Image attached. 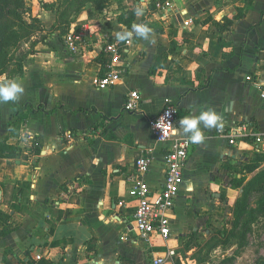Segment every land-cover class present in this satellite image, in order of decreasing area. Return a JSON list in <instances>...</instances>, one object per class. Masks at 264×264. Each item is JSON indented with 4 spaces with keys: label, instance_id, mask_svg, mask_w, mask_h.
<instances>
[{
    "label": "crops",
    "instance_id": "0c3cea01",
    "mask_svg": "<svg viewBox=\"0 0 264 264\" xmlns=\"http://www.w3.org/2000/svg\"><path fill=\"white\" fill-rule=\"evenodd\" d=\"M128 1L143 10L131 29L115 22L127 0L86 9L78 18L90 24L82 57L49 41L23 75L0 79V86L24 88L18 101L0 103V142L40 148L38 155L32 147L31 156L0 159V231H8L0 236V264H153L167 249L175 256L166 264H194L186 258L187 239L208 235L209 215L219 211L222 193H236L230 184L243 173L241 165L264 157V145L255 142L264 134V0ZM141 24L152 30L146 37L133 31ZM129 31L134 39L124 48L125 78L96 89L101 37L114 40ZM131 92L140 105L129 113L124 103ZM169 104L180 112L175 139L189 140L179 121L202 111L218 113L221 126L202 129L205 141L191 143L171 237L147 241L131 229L134 163L152 148L146 180L151 188L161 185L163 148L148 122ZM241 126L245 135L229 145L224 134Z\"/></svg>",
    "mask_w": 264,
    "mask_h": 264
},
{
    "label": "built area",
    "instance_id": "2783aa9c",
    "mask_svg": "<svg viewBox=\"0 0 264 264\" xmlns=\"http://www.w3.org/2000/svg\"><path fill=\"white\" fill-rule=\"evenodd\" d=\"M79 26L80 31L74 32ZM88 22H80L72 27L64 37L65 51L73 57H82L88 47L89 36ZM103 38L101 54L103 61L97 76L93 79V85L98 90L112 88L119 84L127 74L126 63L123 59L124 48L131 45L133 35L126 41L119 39L109 40ZM251 82V78H246ZM140 96L137 92L128 94L124 110L135 112L139 109ZM180 115L179 109L169 104L153 119L149 120L148 127L156 144L163 148L162 160L165 166L164 178L160 186L151 188L146 180L147 174L153 162L152 148H147L142 156L134 163L136 179L131 188V194L136 202L133 213L132 231H136L143 240H150L153 236H159L166 241L171 237L170 216L175 207V202L183 185V169L188 159L191 142L187 139H175L173 131L176 120ZM244 126L230 129L224 137L229 145H236V139L245 135ZM223 134V130L218 131ZM256 145H264V134L256 137ZM257 149V148H256ZM122 204H119L121 206ZM175 256V251L166 252L153 260V264H166L169 258Z\"/></svg>",
    "mask_w": 264,
    "mask_h": 264
},
{
    "label": "rangeland",
    "instance_id": "374dc122",
    "mask_svg": "<svg viewBox=\"0 0 264 264\" xmlns=\"http://www.w3.org/2000/svg\"><path fill=\"white\" fill-rule=\"evenodd\" d=\"M42 1L46 4L55 5L57 0ZM115 3L114 5L117 4ZM29 4L32 16L40 20L44 30L33 39L36 43L29 42L23 46L22 52L23 54L28 53L27 58L30 61L33 56L39 53L37 48H41L42 44H47L50 41L61 47L63 42L59 38L62 27L60 20L66 21L68 18L61 19L59 17L61 10L57 9V5L54 6L53 11L43 10L36 0H31ZM78 18H76V24L81 22V20L78 21ZM11 70H15V68L12 67ZM9 72L2 78L20 77ZM255 172L246 175L243 187L238 189L236 193L221 194L219 206L216 207L219 211L209 215L206 229L208 235H202L200 241H195L193 237L187 239L186 243L191 244L192 248L189 250L186 248L188 253L191 252L187 253L186 258H189L194 264H264V212L259 213V202L264 198V193L253 188L248 191L244 199L246 205H244L242 217L239 221L236 219L237 210L243 204L241 201L243 188L256 174ZM214 210L217 209L214 208ZM251 216H254L255 219L249 224L248 220Z\"/></svg>",
    "mask_w": 264,
    "mask_h": 264
},
{
    "label": "trees",
    "instance_id": "16d2710c",
    "mask_svg": "<svg viewBox=\"0 0 264 264\" xmlns=\"http://www.w3.org/2000/svg\"><path fill=\"white\" fill-rule=\"evenodd\" d=\"M31 0H0V79L6 75L9 71L11 73L21 76L24 72V67L28 63V53L22 52L23 46L33 41L38 33H42L43 26L37 17H33L31 14L30 2ZM43 10H53L57 5V9L61 12L59 17L61 19L68 18L66 21L60 20L62 27L59 32V38L63 37L72 30V27L76 25V18L79 17L86 9H93L95 11H101L108 8L115 0H57L54 4H46L42 0H36ZM126 12L120 14L116 18V23L126 26L128 29L132 28V24L136 18L135 12L137 6L134 2L127 0ZM54 11V10H53ZM264 15V13L262 14ZM70 18H69V17ZM237 15L234 19L238 18ZM231 21L226 19L225 25L229 26ZM79 26L74 28V32H79ZM12 65V66H11ZM11 67V68H10ZM12 67L15 70H11ZM9 72V73H10ZM25 109H32L31 105H27ZM62 109V108H61ZM38 111L50 114L53 111H44L42 106L37 107ZM91 111L80 110L82 113H89ZM35 139V138H34ZM36 140V139H35ZM34 148V152L32 149ZM40 151L37 143H34L30 149H22L17 146H10L6 140L0 142V159H15L22 153L27 156L38 155ZM264 164V157H254L249 163L241 165L240 178H235L231 181V187L235 190L241 189L245 183V177L248 174H252L258 170V172L246 183L244 186L242 205L236 213V219L239 221L242 217L245 196L252 188L259 192L264 193V169L261 166ZM264 212V198L259 202V213ZM255 217L251 216L248 223H252ZM247 225L245 224V227ZM8 231H0V236L5 235Z\"/></svg>",
    "mask_w": 264,
    "mask_h": 264
},
{
    "label": "clouds",
    "instance_id": "9594fccd",
    "mask_svg": "<svg viewBox=\"0 0 264 264\" xmlns=\"http://www.w3.org/2000/svg\"><path fill=\"white\" fill-rule=\"evenodd\" d=\"M135 15L137 17L143 15V10L136 9ZM133 31L137 36L146 37L152 30L147 25H133ZM133 31L123 34H118L120 41H126L132 37ZM24 88L22 84L17 82H10L0 86V103L16 102L23 94ZM222 117L213 110L202 111L198 116H186L179 121L180 129L187 135L192 144H200L205 141V135L202 129H213L221 126L220 121Z\"/></svg>",
    "mask_w": 264,
    "mask_h": 264
},
{
    "label": "water",
    "instance_id": "95a60500",
    "mask_svg": "<svg viewBox=\"0 0 264 264\" xmlns=\"http://www.w3.org/2000/svg\"><path fill=\"white\" fill-rule=\"evenodd\" d=\"M41 154H43V152ZM263 168H264V166H263Z\"/></svg>",
    "mask_w": 264,
    "mask_h": 264
}]
</instances>
